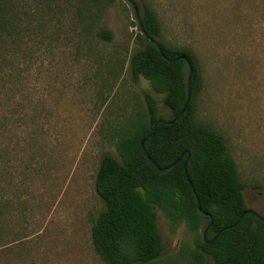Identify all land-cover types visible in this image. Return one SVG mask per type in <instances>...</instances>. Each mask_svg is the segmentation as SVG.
<instances>
[{"label":"rangeland","instance_id":"1","mask_svg":"<svg viewBox=\"0 0 264 264\" xmlns=\"http://www.w3.org/2000/svg\"><path fill=\"white\" fill-rule=\"evenodd\" d=\"M147 1L163 39L197 56L204 77L197 117L222 133L247 184L248 206L264 215V0ZM59 2L51 19L41 11L36 30L62 35L46 37L49 48L33 57L27 52L23 75L8 66L6 80L0 77V264H106L92 242L93 220L105 207L96 191L98 168L104 154L117 156L115 129L146 108L145 92H153L128 68L123 80L106 71L110 53L138 47L128 0L106 9L102 26L115 35L100 43L98 56L76 36L73 6ZM137 2L142 12L143 0ZM153 93L159 113L170 118ZM156 211L160 263L185 264L180 255L193 235L184 223L173 232Z\"/></svg>","mask_w":264,"mask_h":264},{"label":"trees","instance_id":"2","mask_svg":"<svg viewBox=\"0 0 264 264\" xmlns=\"http://www.w3.org/2000/svg\"><path fill=\"white\" fill-rule=\"evenodd\" d=\"M115 1L63 2L74 8V32L80 43H85L96 56L100 43L114 38V31L103 27L102 19ZM59 3V0H0L1 80H6L8 66L17 77L23 75L27 67L22 63L27 52L33 57L42 48H49L43 45L46 37L62 35L50 29L36 30L39 16L45 17L41 11L48 10L51 19ZM141 16L148 33L160 40L170 58H165L157 44L146 39L138 22H134L140 30L135 38L138 47L132 52L125 47L110 53L106 71L123 80L128 68L134 81L145 78L151 90L161 95L171 111L170 118L178 117L173 123L159 124L146 141L151 159L142 141L162 117L153 92H145L146 108L129 113L115 129L117 156L104 154L97 172L96 191L105 207L93 220L94 249L106 264H161L163 246L156 211L159 208L173 232L184 223L194 237V244L182 249L180 256L185 264H264V221L248 213L237 225L228 227L249 208L245 198L247 184L222 133L197 117L196 102L204 85L201 64L191 49L169 45L163 39L158 16L147 0H143ZM37 35H42L43 40L31 43V38ZM68 36L67 32L65 38ZM182 54L191 59L194 72L190 103L179 115L187 100L189 76L186 60L175 59ZM179 158L167 170H160L153 162L166 166ZM195 191L203 209L213 216L207 235L212 242L204 238L210 218L199 211ZM2 208L0 202L1 217Z\"/></svg>","mask_w":264,"mask_h":264},{"label":"water","instance_id":"3","mask_svg":"<svg viewBox=\"0 0 264 264\" xmlns=\"http://www.w3.org/2000/svg\"><path fill=\"white\" fill-rule=\"evenodd\" d=\"M128 1L133 5V7L135 9L138 25H139V27L141 29V32L144 34L145 38L148 39L149 41L154 42L155 44H157L158 48L161 50V52H162V54H163V56L165 58H170L169 55L164 51L162 43L160 42V40L156 36L151 35V34L148 33V31H147V29H146V27H145V25L143 23L142 16H141L140 5L137 2V0H128ZM175 59H184V60H186V62L188 64V67H189L188 94H187V100H186L185 104L183 105L182 109L179 112V115H181V114H183L186 111V109H187V107H188V105L190 103V100H191L192 78H193L194 67H193L191 59L186 54H182V55L178 56ZM175 59H172V60H175ZM177 117H175L173 119L161 117V118H158L156 120V122L154 124L153 131L142 141L143 148H144V150H145V152H146V154H147L149 159H151L152 156H151L150 152L147 149L146 141L156 132V129L159 126V124H161V123H168V124L173 123L176 120ZM189 158L190 157H188L187 160H186V163H185L186 166H187V163L189 161ZM179 160H180V158L175 160L174 162L166 165V166H160L157 162H155V161H153V162L158 166V168L160 170H167V169H170L171 167H173ZM195 194H196V198L198 200V209H199V211L201 212V214L203 216H205V217L208 216L210 218V222H209V224L207 225V227L204 230V238H205V240L207 242H212V240L208 239L207 235H208V231H209V229H210V227H211V225L213 224V221H214L213 216L209 212H207L206 210L203 209V207H202V205L200 203V198H199V196H198L196 191H195ZM248 213H251V214L255 215L256 217H258V218H260V219H262L264 221V215L263 214L258 212L256 209H254L252 207H249L247 210H245L240 215V217L238 218V220L235 223L229 225L228 227H232V226L237 225Z\"/></svg>","mask_w":264,"mask_h":264}]
</instances>
